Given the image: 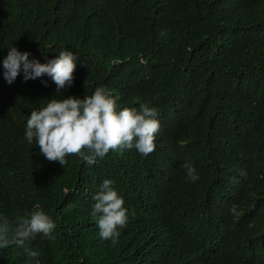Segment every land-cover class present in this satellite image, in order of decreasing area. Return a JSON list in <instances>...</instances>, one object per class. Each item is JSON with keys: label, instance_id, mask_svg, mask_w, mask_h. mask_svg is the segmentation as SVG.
Here are the masks:
<instances>
[{"label": "trees", "instance_id": "obj_1", "mask_svg": "<svg viewBox=\"0 0 264 264\" xmlns=\"http://www.w3.org/2000/svg\"><path fill=\"white\" fill-rule=\"evenodd\" d=\"M12 46L40 63L72 51L64 97L104 87L117 111L155 109V150L48 161L26 123L56 84H9ZM105 179L128 210L115 244L92 215ZM37 205L55 224L27 242L39 264H264V0H0V217ZM35 259L0 248V264Z\"/></svg>", "mask_w": 264, "mask_h": 264}, {"label": "clouds", "instance_id": "obj_2", "mask_svg": "<svg viewBox=\"0 0 264 264\" xmlns=\"http://www.w3.org/2000/svg\"><path fill=\"white\" fill-rule=\"evenodd\" d=\"M29 56V52H21L15 46L8 48L3 59V76L11 84L21 71L25 81L47 74L56 84L58 95L48 99L41 109L32 110L26 123V139L31 144L35 138L48 161H59L63 167L67 163L66 156L78 155L92 165L97 157L103 158L110 150L120 147H135L144 156L155 150L156 134L161 127L155 118V109L141 104L139 109L126 107L117 111L116 100L104 87H97L92 95L82 99L64 97L61 90L70 87L74 80L75 54L62 49L46 63L30 60ZM182 167L194 182L197 176L192 164L185 162ZM112 185L113 181L109 179L103 181L101 190L94 197L96 203L92 215L97 218L101 239L115 244L119 229L127 224L128 210ZM36 208L18 217L15 227L7 218L0 217V248L15 245L23 248L30 259L39 257L40 254L27 242L37 234L50 236L55 224L38 205ZM231 211L236 213L235 206ZM35 264H39L38 259Z\"/></svg>", "mask_w": 264, "mask_h": 264}]
</instances>
